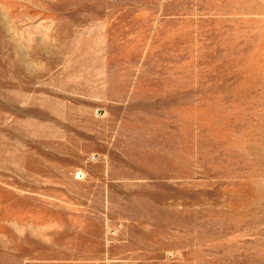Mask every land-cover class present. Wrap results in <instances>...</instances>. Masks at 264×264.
Masks as SVG:
<instances>
[{
  "label": "rangeland",
  "instance_id": "obj_1",
  "mask_svg": "<svg viewBox=\"0 0 264 264\" xmlns=\"http://www.w3.org/2000/svg\"><path fill=\"white\" fill-rule=\"evenodd\" d=\"M0 264H264V0H0Z\"/></svg>",
  "mask_w": 264,
  "mask_h": 264
}]
</instances>
